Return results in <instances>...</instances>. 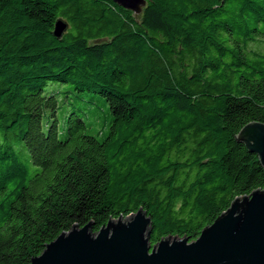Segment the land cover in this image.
I'll list each match as a JSON object with an SVG mask.
<instances>
[{"label":"trees","instance_id":"trees-1","mask_svg":"<svg viewBox=\"0 0 264 264\" xmlns=\"http://www.w3.org/2000/svg\"><path fill=\"white\" fill-rule=\"evenodd\" d=\"M263 44L264 0H145L139 14L111 0H0V264L139 208L152 245L193 241L263 190L258 156L235 138L264 123ZM71 91L103 98L104 132L88 133L81 108L60 123Z\"/></svg>","mask_w":264,"mask_h":264},{"label":"water","instance_id":"water-1","mask_svg":"<svg viewBox=\"0 0 264 264\" xmlns=\"http://www.w3.org/2000/svg\"><path fill=\"white\" fill-rule=\"evenodd\" d=\"M111 1L134 14L145 5V0ZM67 27L57 19L52 35L60 39ZM235 138L264 168V123H246ZM91 225L61 232L29 264H264V189L235 198L193 241L169 235L152 245L151 218L142 208L97 232Z\"/></svg>","mask_w":264,"mask_h":264},{"label":"rangeland","instance_id":"rangeland-1","mask_svg":"<svg viewBox=\"0 0 264 264\" xmlns=\"http://www.w3.org/2000/svg\"><path fill=\"white\" fill-rule=\"evenodd\" d=\"M256 47H261L262 52H264V44ZM64 87L66 86L61 84L59 90ZM58 99L60 106L58 117L61 124L72 108H81L88 125V133L97 134L107 129L110 121L109 110L100 95L91 92H84L79 95L77 92L71 91L68 94L62 92Z\"/></svg>","mask_w":264,"mask_h":264}]
</instances>
